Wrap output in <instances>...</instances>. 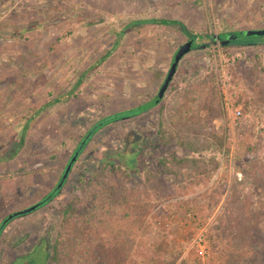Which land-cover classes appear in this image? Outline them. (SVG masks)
Instances as JSON below:
<instances>
[{"label": "rangeland", "instance_id": "374dc122", "mask_svg": "<svg viewBox=\"0 0 264 264\" xmlns=\"http://www.w3.org/2000/svg\"><path fill=\"white\" fill-rule=\"evenodd\" d=\"M260 29L264 0H0V223L48 195L91 126L153 99L179 47L191 49L179 59L157 105L97 131L57 196L8 222L0 234V264H52L61 209L82 197V179L113 172L123 191H142L146 169L157 171L165 157L189 155L177 143L165 144L158 130L162 121L175 120L173 112L182 97L189 98L190 84L197 88L190 95L195 101L187 100L188 114L203 102L219 101L222 113L208 125L223 136L227 154L217 152L220 165L211 180L183 191L164 179L167 189H152L142 226L161 232L155 248L162 256L182 248L177 264H227L228 239L217 229L220 212L232 187L245 184L241 166L250 159L248 144L264 147V99L257 84L264 81V44L225 47L216 37ZM239 40L262 43L264 38ZM224 80L238 100L253 105L252 119L234 146L227 138ZM208 113L207 107L200 111L202 117ZM119 166L131 173L129 180ZM223 174L227 188L211 202L205 193ZM108 210L106 239L98 244L125 247V208L113 203ZM95 244L81 241L76 264L92 259L82 250Z\"/></svg>", "mask_w": 264, "mask_h": 264}, {"label": "trees", "instance_id": "16d2710c", "mask_svg": "<svg viewBox=\"0 0 264 264\" xmlns=\"http://www.w3.org/2000/svg\"><path fill=\"white\" fill-rule=\"evenodd\" d=\"M159 21L169 22L162 19ZM246 31L254 30L224 34H241ZM253 36L264 38V34ZM192 37L196 38V35ZM250 37L252 36L222 39L220 42L225 47L241 44H264V41L252 43L239 40V38ZM212 40L215 39L212 38ZM181 48L179 47L177 54ZM190 50L187 48L184 51ZM257 84L262 85V87L260 85L259 97L264 99V81L263 84L258 82ZM189 86L187 96L191 102L193 98H190V95L197 86L194 84ZM187 100L184 97L181 98L173 112L175 120L167 123L162 121L158 134L165 144L177 143L190 154L181 158L175 155L162 158L157 171L146 169L143 181L145 188L142 191L128 188L123 191L119 181L115 177L113 178V172H110L109 176L105 172H100L90 179H82V184L79 187L83 193L82 197H76L61 209L60 231L51 247L52 264H76L78 261L74 258V254H78L80 243L85 240L87 242L95 240L96 244L94 248L93 246L88 249L83 247V255L93 256L92 259L87 260V263L83 262L84 264H177L183 252L182 248L176 249L168 257L157 252L156 241L161 239V232L151 229V227L143 228L142 213L145 211L143 207L147 208L145 206H148L149 208L151 198L149 194L152 189L153 192L167 189L164 179L170 183V186L183 191L190 189L195 184H200L203 179L211 180L220 165L217 152L227 154L223 136L213 132L208 125L212 119L222 113L219 101L215 99L209 105L203 102L200 107L193 109L188 114L186 111L191 110L192 105ZM205 107L209 109V113L208 116L202 117L200 111ZM146 110L148 109L144 111ZM141 112L142 110L131 109L108 115L97 121L101 124L94 134L113 121L134 117ZM210 150L212 152L208 154L207 152ZM246 154L250 159L241 166L245 184L232 187L231 194L221 209L220 222L217 226L219 235L228 239L229 258L227 264H264V147L257 142H250ZM127 166L130 167L128 164ZM117 171L121 172V176L125 180H129L132 176L126 168L122 171L119 166ZM226 177L224 174L219 175L217 186L206 191L205 197L209 201L220 200L227 188ZM59 191L44 205L51 202ZM113 203L125 208L123 216L126 221L125 247H117L114 241L105 245L98 244V241L106 239L105 230L108 225H106L105 214ZM98 213L103 215V219L99 218L100 221L96 219ZM179 264L188 263L181 261Z\"/></svg>", "mask_w": 264, "mask_h": 264}, {"label": "water", "instance_id": "95a60500", "mask_svg": "<svg viewBox=\"0 0 264 264\" xmlns=\"http://www.w3.org/2000/svg\"><path fill=\"white\" fill-rule=\"evenodd\" d=\"M264 34V30H254V31H246L245 33H241V34H223V35H218L216 37L217 40H222V38L224 39H231V38H238V37H249V36H253V35H263ZM185 53L184 50L180 51L178 54L175 55V58L173 60V63L171 65L170 70L168 71L157 95L151 99L149 102L145 103L144 105H141L138 108H135L137 110H142V112L145 109H150L152 107H154L155 105H157L163 98L166 90L169 87V84L176 72V68H177V63L179 61V59L181 58V56ZM101 123H97L96 125H94L89 132L85 135L84 139L80 142V144L78 145V147L76 148V150L74 151V153L72 154L70 160L68 161L64 172L59 180V182L57 183V185L50 191V193L48 195H46L44 198H42L40 201H38L37 203L33 204L32 206L26 208V209H22L19 211H16L10 215H8L1 223H0V234L3 231V229L5 228V226L8 224V222H10L12 219L22 216V215H26L29 214L39 208H41L49 199H51L54 194H56L64 185L68 175L70 174L74 163L76 162L78 156L80 155V153L83 151L85 145L87 144V142L89 141V139L94 135V132L96 131V129L98 128V126Z\"/></svg>", "mask_w": 264, "mask_h": 264}, {"label": "built area", "instance_id": "2783aa9c", "mask_svg": "<svg viewBox=\"0 0 264 264\" xmlns=\"http://www.w3.org/2000/svg\"><path fill=\"white\" fill-rule=\"evenodd\" d=\"M221 83V98L225 112L224 116L228 126L227 138L228 142H232L231 144L234 146L241 135L240 129L247 123V121L252 119L253 105L249 102V105L247 106L245 101L247 99L245 98L238 100L236 90L230 88L227 81L224 80ZM232 152H234V147L232 148ZM196 241L199 242V240ZM194 245L196 244L192 243V247ZM202 253H204V251H202Z\"/></svg>", "mask_w": 264, "mask_h": 264}]
</instances>
